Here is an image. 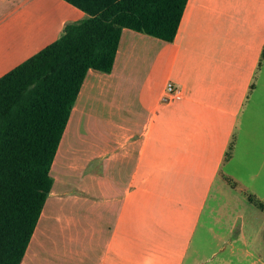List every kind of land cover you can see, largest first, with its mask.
<instances>
[{
	"label": "crops",
	"instance_id": "obj_1",
	"mask_svg": "<svg viewBox=\"0 0 264 264\" xmlns=\"http://www.w3.org/2000/svg\"><path fill=\"white\" fill-rule=\"evenodd\" d=\"M11 15L0 76L87 17L65 0H0ZM263 50L264 0H189L173 42L125 28L113 71L86 76L22 264L239 262L243 237L214 226L235 207L234 229L237 192L264 202ZM169 83L183 99H165Z\"/></svg>",
	"mask_w": 264,
	"mask_h": 264
},
{
	"label": "trees",
	"instance_id": "obj_2",
	"mask_svg": "<svg viewBox=\"0 0 264 264\" xmlns=\"http://www.w3.org/2000/svg\"><path fill=\"white\" fill-rule=\"evenodd\" d=\"M65 1L87 17L0 76V264L23 262L88 72L113 71L125 28L173 42L189 0ZM249 199L264 212V202Z\"/></svg>",
	"mask_w": 264,
	"mask_h": 264
},
{
	"label": "rangeland",
	"instance_id": "obj_3",
	"mask_svg": "<svg viewBox=\"0 0 264 264\" xmlns=\"http://www.w3.org/2000/svg\"><path fill=\"white\" fill-rule=\"evenodd\" d=\"M12 20V15L9 16L8 20L6 19L7 22L2 21L1 18L0 32L5 29V25H7L8 21L10 22ZM257 85L259 89L254 93H264V60L262 70L257 74ZM237 193L238 195L235 197L237 199L236 203L238 204L239 209L244 208L243 211H239L240 219L237 221L234 229L232 230L230 227L233 223L231 216L234 215V213H232V209L236 208H230L228 213L222 215L223 218L220 222L215 224V233L222 237L225 236L227 238H231V240L238 236H240V238L243 237L245 246H242L240 242V260L239 262H234L233 264H264V213L250 201L249 197L251 195L246 196L240 192ZM224 199L226 200L225 196H223L222 200ZM207 215L208 213L205 214V219H207ZM203 228L204 230H199L197 237L202 238V242H208L207 245L202 244L201 242V247L204 249V252L205 250L210 252L214 243L211 244L209 241L213 237L214 233L207 231L205 227ZM242 250H245L244 255H241ZM227 254H229V251Z\"/></svg>",
	"mask_w": 264,
	"mask_h": 264
},
{
	"label": "built area",
	"instance_id": "obj_4",
	"mask_svg": "<svg viewBox=\"0 0 264 264\" xmlns=\"http://www.w3.org/2000/svg\"><path fill=\"white\" fill-rule=\"evenodd\" d=\"M183 97L184 94L182 90L176 88L173 83H169L167 87V95L165 96V99L169 101H175V100L183 99Z\"/></svg>",
	"mask_w": 264,
	"mask_h": 264
},
{
	"label": "bare ground",
	"instance_id": "obj_5",
	"mask_svg": "<svg viewBox=\"0 0 264 264\" xmlns=\"http://www.w3.org/2000/svg\"><path fill=\"white\" fill-rule=\"evenodd\" d=\"M67 131H68V130H67ZM66 134H67V133H66ZM69 135H70V134H69ZM67 137H68V136H67ZM67 137H66V138H67Z\"/></svg>",
	"mask_w": 264,
	"mask_h": 264
}]
</instances>
